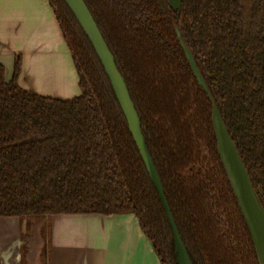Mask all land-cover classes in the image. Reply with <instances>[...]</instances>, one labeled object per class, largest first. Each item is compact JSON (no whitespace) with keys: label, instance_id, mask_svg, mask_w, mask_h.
I'll return each mask as SVG.
<instances>
[{"label":"trees","instance_id":"1","mask_svg":"<svg viewBox=\"0 0 264 264\" xmlns=\"http://www.w3.org/2000/svg\"><path fill=\"white\" fill-rule=\"evenodd\" d=\"M125 80L147 151L193 264H258L216 152L211 101L264 206V0H83ZM78 79L69 99L7 79L0 64V217L25 221L20 264H40L57 214L133 215L175 264L165 211L109 78L63 0H48ZM45 262V261H44Z\"/></svg>","mask_w":264,"mask_h":264},{"label":"crops","instance_id":"2","mask_svg":"<svg viewBox=\"0 0 264 264\" xmlns=\"http://www.w3.org/2000/svg\"><path fill=\"white\" fill-rule=\"evenodd\" d=\"M20 55L24 89L69 99L79 93L69 49L48 0H0V64L6 78ZM25 221L0 217V263L20 264ZM45 264H161L130 214H57L48 218ZM24 229V230H21Z\"/></svg>","mask_w":264,"mask_h":264},{"label":"water","instance_id":"3","mask_svg":"<svg viewBox=\"0 0 264 264\" xmlns=\"http://www.w3.org/2000/svg\"><path fill=\"white\" fill-rule=\"evenodd\" d=\"M156 1L162 7L161 1ZM63 2L74 15L80 28L85 32L91 46H93L96 52L99 62L102 63L121 111H123L125 116L126 124L131 133L133 142L137 145L147 174L150 177L156 192H158L172 234L175 264H193L191 258L188 256L186 246L183 241H181L177 226L174 224L170 209L168 208L165 199L160 177L158 176L154 163L148 154L139 123V117L136 110H134V106L125 85V80L117 70L113 56L111 55L101 32L97 29L93 17L91 13H89L84 1L63 0ZM180 4L181 0H168V6L173 10H178ZM175 31L178 43H180L193 76H195L198 85L207 93L211 101V125H213V132L216 141V152L222 163L236 205L240 209L244 223H246L250 239H252L257 262L258 264H264V206H262L257 191L252 186L250 176L245 169L242 158L239 156L236 144L232 141L229 135L227 126L222 120L220 110L217 108L211 93L208 91L205 80L197 68L190 49L176 28Z\"/></svg>","mask_w":264,"mask_h":264},{"label":"rangeland","instance_id":"4","mask_svg":"<svg viewBox=\"0 0 264 264\" xmlns=\"http://www.w3.org/2000/svg\"><path fill=\"white\" fill-rule=\"evenodd\" d=\"M46 225L45 226V234L49 233L50 229L48 228V220L46 221ZM25 228V227H24ZM21 230H24V229H21ZM23 233H21L22 235ZM48 245H47V240H43L42 241V248H41V251L42 253L40 254V257H39V262L40 264H45L44 260H45V254H46V249H47Z\"/></svg>","mask_w":264,"mask_h":264},{"label":"flooded vegetation","instance_id":"5","mask_svg":"<svg viewBox=\"0 0 264 264\" xmlns=\"http://www.w3.org/2000/svg\"><path fill=\"white\" fill-rule=\"evenodd\" d=\"M158 3V2H157ZM159 5V4H158ZM160 6V5H159ZM160 8L161 9H163V6L161 7L160 6ZM174 31H175V29H174ZM175 34H176V31H175ZM177 37V36H176ZM193 75V74H192ZM195 77V76H194ZM196 79V78H195ZM200 88H202V87H200ZM204 91V90H203ZM162 205V204H161ZM163 208V207H162ZM165 211V210H164ZM166 215V214H165ZM167 220V219H166ZM167 225H168V222H167ZM169 228H170V226H169ZM171 231V230H170ZM171 239H172V234H171ZM252 240V239H251ZM253 245V244H252ZM254 249V248H253ZM173 250H174V244H173ZM255 254V253H254ZM257 257V256H256ZM258 263V262H257ZM1 264V263H0Z\"/></svg>","mask_w":264,"mask_h":264}]
</instances>
